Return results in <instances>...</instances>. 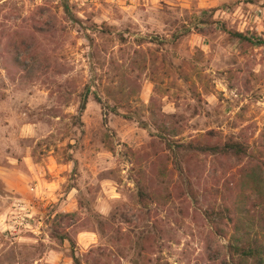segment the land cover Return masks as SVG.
Returning <instances> with one entry per match:
<instances>
[{
  "label": "rangeland",
  "instance_id": "1",
  "mask_svg": "<svg viewBox=\"0 0 264 264\" xmlns=\"http://www.w3.org/2000/svg\"><path fill=\"white\" fill-rule=\"evenodd\" d=\"M65 1L0 0V264H229L203 210L237 161L193 156L191 201L139 120L173 113L179 140L211 128L264 158V0ZM85 85L101 102L77 111Z\"/></svg>",
  "mask_w": 264,
  "mask_h": 264
},
{
  "label": "trees",
  "instance_id": "2",
  "mask_svg": "<svg viewBox=\"0 0 264 264\" xmlns=\"http://www.w3.org/2000/svg\"><path fill=\"white\" fill-rule=\"evenodd\" d=\"M64 11L68 10L65 0H59ZM183 28L180 32L172 34V38H176L182 32L187 31ZM233 36L238 38H246L239 31L231 32ZM139 40L142 37L139 36ZM150 42H157L156 37L149 38ZM92 38L90 37V43ZM14 63L22 62L24 59L18 57L15 52L11 56ZM101 102L100 96L96 90H88L87 85L78 93L77 111L84 108L87 95ZM173 113L159 114V122L153 120L154 129L139 120L142 127L148 130V134L152 136L150 143H153V137L163 146L171 151L174 156L173 163L177 173L178 182L175 184L178 194L191 201H198L196 189L191 180L188 162L195 155H209L216 160L222 158H232L236 160L234 166H229L227 175L224 176L220 183L221 194L218 203H209L205 208L204 216L211 232L220 234L225 239L223 245L227 262L229 264H264V158H250V150L248 145L242 140L233 138L230 135H221L213 129H206L196 135L190 136L187 140H179L175 138L176 130L173 127ZM184 155L182 158L184 166L181 167L180 160L177 155ZM181 155V156H182ZM138 171V170H137ZM136 173H139L137 172ZM198 178V177H197ZM136 188V201L142 207L154 202V187L144 180H134ZM207 191L209 189L203 186ZM205 196V195H204ZM100 222V220H97ZM59 239H67L66 234H60ZM72 264H82L81 260L73 252L70 254ZM99 260L95 259L94 264ZM106 264V262H102Z\"/></svg>",
  "mask_w": 264,
  "mask_h": 264
},
{
  "label": "built area",
  "instance_id": "3",
  "mask_svg": "<svg viewBox=\"0 0 264 264\" xmlns=\"http://www.w3.org/2000/svg\"><path fill=\"white\" fill-rule=\"evenodd\" d=\"M12 218L10 219L11 223H9V228H14L16 224H21V220L23 219V216L19 214V211L16 210L12 215Z\"/></svg>",
  "mask_w": 264,
  "mask_h": 264
}]
</instances>
